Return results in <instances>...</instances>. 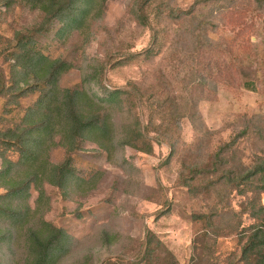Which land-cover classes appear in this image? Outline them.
<instances>
[{
  "label": "rangeland",
  "instance_id": "374dc122",
  "mask_svg": "<svg viewBox=\"0 0 264 264\" xmlns=\"http://www.w3.org/2000/svg\"><path fill=\"white\" fill-rule=\"evenodd\" d=\"M138 1L95 0L91 13L80 23L73 24L68 15L44 27V15L24 0H0V80L15 92L0 98V132L24 122L26 112L43 95V85L34 87L37 79L25 77L16 65L22 44L31 53L69 64L59 78L63 89L85 90L105 99L109 92L129 83L139 85L142 103L141 98L122 94L111 104L113 145L128 138L137 121L145 123L166 115V103L173 104L170 100L161 108L149 100L152 94L155 100H164V92L152 85L161 73L164 90L174 93L172 99L184 98L187 104L190 100L186 98L194 94L206 133L196 132L183 117L173 149L157 145L153 134L149 135L153 142L150 154L117 145L110 155L96 144L84 142L81 151L72 156V167L74 176L86 182L73 180L65 193L44 185L49 206L42 218L69 238L66 251L56 256L54 264H134L146 229L177 264H243L239 233L250 225L264 224V211L256 217L254 211L242 212V207L246 200L264 207V193L246 191L243 195L244 188L225 190L223 180L214 183L215 175L194 179L190 192L179 178L192 166L208 168L218 149L234 138L237 141L221 156L220 170L232 166L245 171L264 151V13L254 12L251 6L243 10L244 3L236 1L225 8L221 4L205 6L192 13L194 19H185L176 17L175 11L188 10L196 0H153L145 5L152 31L139 20ZM157 4L168 6L173 14H158ZM75 5L83 6L82 0ZM198 18H213V24L203 29L204 35L222 46L213 49V55L209 47H202L193 61L187 34ZM154 34L156 54H143ZM208 63L213 64L211 69L205 68ZM215 64H226L228 72L216 76ZM24 77L30 89L17 86ZM16 86L18 91H13ZM25 90L29 92L24 94ZM248 124L249 132L241 134ZM49 154L50 162L55 163L64 152L53 148ZM19 157L16 148H6L0 141V167L3 158L16 162ZM206 182H211L213 191L200 187ZM0 194H4L1 188ZM36 198L30 188L22 200L33 209ZM2 202L0 207L6 203ZM8 252L7 247L1 248L2 264H7ZM148 258L139 264H161L158 258L163 256Z\"/></svg>",
  "mask_w": 264,
  "mask_h": 264
},
{
  "label": "trees",
  "instance_id": "16d2710c",
  "mask_svg": "<svg viewBox=\"0 0 264 264\" xmlns=\"http://www.w3.org/2000/svg\"><path fill=\"white\" fill-rule=\"evenodd\" d=\"M77 1L24 0L30 8L37 9L44 15V27L50 25L54 20L68 15L73 24L80 23L91 13V7L95 0H82L83 6L79 8H76L75 5ZM104 1L101 0V2ZM151 1L153 0H139L137 13L141 24L153 31L154 28L151 27L145 13V5ZM236 1L244 3L243 10L249 9L251 6L254 12L264 13V0H196L188 10H176L175 16L194 19L192 13L201 11L205 6L221 4L225 8L227 5L237 3ZM156 7L158 14L163 12L173 14L168 6L163 8L157 4ZM197 21L193 24L192 31L187 34L189 56L192 60L196 57V52L202 47H209V53L213 55V49L216 50L219 48L218 46H222L219 41L204 35L203 29L213 24V18L210 21L206 18H198ZM156 43L154 34L152 35L151 46L145 48L143 54H156ZM21 48L23 53L15 58L16 65L21 67L20 70L23 71L25 77L33 76L37 79L34 87L43 85L41 90L43 95H40L41 98L35 107L26 112L22 118L24 122L7 127L0 132L1 143L6 148H16L20 156L16 162L3 158L0 167V188L4 191L3 195L0 194V200H3L2 203L6 202L0 207V217L3 221L0 228V250L3 246L7 247V250L9 249L7 264H19L20 260L23 264H54L56 256L66 251L69 238L62 230L53 227L42 218L49 206L44 185L49 184L65 193L73 184V180L81 183L86 182L74 176L72 167V156L81 151L84 142L90 141L96 144L98 149L110 155L117 145L119 147L129 146L139 152L150 154L152 152V139L157 145L163 144L173 149L179 137L178 123L183 117L188 118L196 132L205 134L206 131L200 121L198 104L194 94L192 93L186 98L190 100L187 104L184 103V98L183 100L172 99L171 95L175 97L173 91L164 90L162 84L165 79L164 75L158 73L154 77L155 82L152 85L159 87L158 91L164 92V100H155L154 94L151 95V99L149 97V100L159 108L162 105L165 106L167 100L173 104L166 103L169 105L167 112H164L166 115L161 114L160 118L157 115L155 119H149L145 123L137 121V126L133 127L130 136L122 138L119 144L113 145L111 104L122 94L126 97L130 95L132 99L139 100L141 98L139 85L129 83L123 88L109 92L105 99L97 97L96 99L95 94L92 95L85 90L63 89L59 85V78L61 73L69 67L66 61H50L40 54L31 53V49L27 48L26 44H22ZM106 65L105 62L102 65V70L106 68ZM207 65L206 69L213 67V64L208 63ZM228 68L226 64H215V75L223 77L228 72ZM25 77L18 81L20 84L17 86L20 87L24 84L26 89H30V83ZM17 86L13 91H18ZM12 88L13 86L6 85L5 81L0 80V98L10 97L15 93L11 92ZM28 92L25 90L24 94ZM19 95L18 93L17 97ZM140 102H143V97ZM250 128L249 124L246 125L241 134L249 132ZM151 134H153L152 139L149 138ZM236 141L237 138H234L231 144ZM231 144H226L218 149L208 168L199 166L187 168L186 177L182 174L179 178L181 186L192 192L195 187L194 179L215 175L217 178L214 183H220L223 180L222 188L225 190L239 191L244 188L245 191L241 192L243 195H246V191L253 192L255 195L256 191L264 193V151L261 155L255 156L254 165L245 171L232 166L220 170V166L223 164L221 156ZM53 148L63 150L64 154L60 162H50L49 153ZM200 187L207 189L208 192L213 191L211 182L200 185ZM30 188H33L37 193L33 209L26 205V201H23L24 195L28 193ZM20 199H23L22 202ZM254 202L255 200H246L242 212L245 209L248 212L254 211L252 216L259 217L258 213L264 211V207L260 205L257 207ZM239 235L243 240L240 261L243 264H264L263 222L243 228ZM162 244L152 232L146 229L144 238L139 243L137 256L133 260L135 261L134 264L142 263V261L148 260V257L155 255L163 256V258H158L161 260V264H177L174 256ZM18 248L21 250V254L18 253ZM1 261L0 257V264H2Z\"/></svg>",
  "mask_w": 264,
  "mask_h": 264
}]
</instances>
